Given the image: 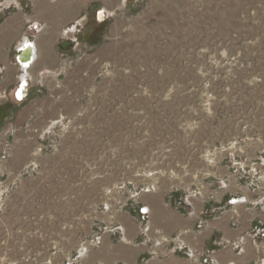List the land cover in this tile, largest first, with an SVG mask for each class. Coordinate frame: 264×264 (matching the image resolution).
<instances>
[{
  "label": "rangeland",
  "instance_id": "374dc122",
  "mask_svg": "<svg viewBox=\"0 0 264 264\" xmlns=\"http://www.w3.org/2000/svg\"><path fill=\"white\" fill-rule=\"evenodd\" d=\"M76 5L37 91L0 103V264L66 262L152 195L191 214L264 198V0Z\"/></svg>",
  "mask_w": 264,
  "mask_h": 264
},
{
  "label": "crops",
  "instance_id": "0c3cea01",
  "mask_svg": "<svg viewBox=\"0 0 264 264\" xmlns=\"http://www.w3.org/2000/svg\"><path fill=\"white\" fill-rule=\"evenodd\" d=\"M67 4L68 0H5L0 5V103L8 99L12 104H21L33 90L37 91L38 77L54 68L58 54L55 46L63 40L61 32L79 17L78 5L72 13L64 8ZM33 26L37 30L29 32ZM24 37L32 40L35 53L26 69V84L19 88L20 57L30 54L26 48L19 50ZM36 103L34 99L30 106L21 109L32 110ZM261 194L249 189L238 196L229 194V199L239 197L229 200L231 205L219 200L215 204L195 200L191 203L192 214L173 207L164 196L152 195L140 200L146 222L128 211L116 212L104 221L101 219L97 230L89 234L91 240L86 248L71 252L66 262L56 261V251L48 247L45 252L39 248L41 261L36 263L258 264L263 255L256 243L264 237ZM161 237L166 241L156 247L154 243ZM239 239L243 241L242 250L231 244ZM188 251L194 256L188 257Z\"/></svg>",
  "mask_w": 264,
  "mask_h": 264
},
{
  "label": "water",
  "instance_id": "95a60500",
  "mask_svg": "<svg viewBox=\"0 0 264 264\" xmlns=\"http://www.w3.org/2000/svg\"><path fill=\"white\" fill-rule=\"evenodd\" d=\"M103 11H99V14H102ZM24 48L28 49L30 51V54L28 57L23 56L20 57L21 58V69H22V73L20 76V87H23L26 83H25V74H26V69L29 67L30 63L34 60V53H35V48H34V44L32 42V40H28L26 37H24L23 42L21 43L19 50L20 51H24ZM25 49V50H26ZM19 58V59H20ZM21 99V98H19Z\"/></svg>",
  "mask_w": 264,
  "mask_h": 264
},
{
  "label": "built area",
  "instance_id": "2783aa9c",
  "mask_svg": "<svg viewBox=\"0 0 264 264\" xmlns=\"http://www.w3.org/2000/svg\"><path fill=\"white\" fill-rule=\"evenodd\" d=\"M172 240H174V239H172ZM165 241H166V239L161 237V238H159V239H157L155 241V246L156 247L160 246ZM242 243H243V241L241 239L231 242V244L233 246L237 247L239 250H242V247H241ZM154 253H156V251H154ZM263 253H264V251H263ZM187 254H188V257H193L194 256L192 251H188ZM258 264H264V255H263V258L259 259Z\"/></svg>",
  "mask_w": 264,
  "mask_h": 264
},
{
  "label": "bare ground",
  "instance_id": "6f19581e",
  "mask_svg": "<svg viewBox=\"0 0 264 264\" xmlns=\"http://www.w3.org/2000/svg\"><path fill=\"white\" fill-rule=\"evenodd\" d=\"M83 19V18H82ZM81 19H79V22H81L80 21ZM78 22V21H77ZM75 27V26H74ZM71 29H68L67 31H66V34H67V36L69 35V34H71V33H73L74 32V29H73V27H70ZM143 211H144V209H143Z\"/></svg>",
  "mask_w": 264,
  "mask_h": 264
}]
</instances>
